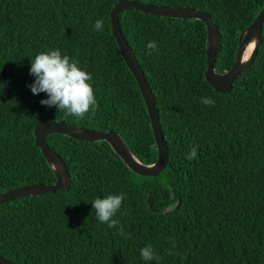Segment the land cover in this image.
<instances>
[{
  "label": "trees",
  "instance_id": "1",
  "mask_svg": "<svg viewBox=\"0 0 264 264\" xmlns=\"http://www.w3.org/2000/svg\"><path fill=\"white\" fill-rule=\"evenodd\" d=\"M118 1L0 0V194L55 183L34 145L41 120L117 132L141 163L155 162L146 107L111 35L109 13ZM135 1L207 13L219 33L218 73L232 67L239 34L264 6V0ZM118 23L154 97L165 169L140 177L106 142L47 136L67 166L70 188L1 205L0 255L11 264H146L140 249L151 245L159 260L147 264H264V24L254 61L223 95L204 79L203 22L128 10ZM150 41L158 51L148 55ZM56 48L92 75L94 115L65 118L40 104L45 93L28 87L35 79L31 60ZM194 146L198 155L189 161ZM118 193L126 198L114 218L125 236L100 223L91 204Z\"/></svg>",
  "mask_w": 264,
  "mask_h": 264
},
{
  "label": "water",
  "instance_id": "2",
  "mask_svg": "<svg viewBox=\"0 0 264 264\" xmlns=\"http://www.w3.org/2000/svg\"><path fill=\"white\" fill-rule=\"evenodd\" d=\"M128 10H136L152 16L174 19H193L203 22L206 27V70L204 72V79L214 91L223 95L229 93L240 74L254 61L257 49L261 43V31L264 24V6L254 21L239 34L232 67L224 73H218L215 70V61L219 50V33L217 26L211 21L207 13L195 11L189 7L155 6L140 3L135 0H119L109 13L111 35L115 39L120 56L140 90L141 97L146 107L157 150L155 162L149 165L141 163L133 155L117 132L86 129L83 127L41 120L37 122L33 129V136L35 138L34 145L40 149L45 161L52 170L55 183L52 185L34 183L6 191L0 194V206L14 199L34 197L45 193L54 194L56 192H65L69 190L70 178L67 166L63 159L45 142V138L53 134L63 135L77 141L88 143L106 142L124 165L133 174L140 177L154 178L165 169L168 163V150L160 129L159 116L154 97L118 23L119 15ZM252 41H255V43H251ZM249 44H252V49L249 55L244 57V53ZM147 203L148 206L151 207L149 197H147ZM0 264L11 263L0 255Z\"/></svg>",
  "mask_w": 264,
  "mask_h": 264
},
{
  "label": "clouds",
  "instance_id": "3",
  "mask_svg": "<svg viewBox=\"0 0 264 264\" xmlns=\"http://www.w3.org/2000/svg\"><path fill=\"white\" fill-rule=\"evenodd\" d=\"M103 26V19L95 21L97 31H102ZM251 43L254 44L255 41ZM146 47L148 55L158 51L155 41L148 42ZM29 74L35 78L34 82L28 85L32 94L45 93L48 97L40 101L42 106L55 107L58 112L64 114L65 118L74 116L77 119H84L89 113L94 115L98 110V102L91 84L92 75L80 67L78 60L62 54L59 48L37 54L31 60ZM201 102L209 106L215 103L211 98H202ZM197 155V147L194 146L185 158L191 161ZM125 198V193L108 194L104 198L96 197L91 204L97 220L106 224L108 228H118L120 221L114 217L121 209ZM118 231L119 235L125 236L122 227H119ZM128 238H130V234H128ZM140 256L146 264L152 260H159L151 245L141 248Z\"/></svg>",
  "mask_w": 264,
  "mask_h": 264
},
{
  "label": "bare ground",
  "instance_id": "4",
  "mask_svg": "<svg viewBox=\"0 0 264 264\" xmlns=\"http://www.w3.org/2000/svg\"><path fill=\"white\" fill-rule=\"evenodd\" d=\"M251 49H252V44H249L248 47L246 48L245 53H244V57H245V56L247 57V56L249 55Z\"/></svg>",
  "mask_w": 264,
  "mask_h": 264
}]
</instances>
